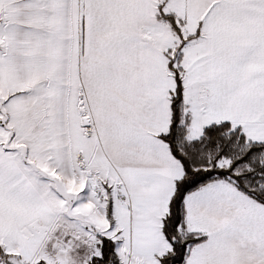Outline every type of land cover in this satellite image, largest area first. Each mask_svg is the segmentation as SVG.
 <instances>
[{
    "label": "snow or ice",
    "instance_id": "6c2138e0",
    "mask_svg": "<svg viewBox=\"0 0 264 264\" xmlns=\"http://www.w3.org/2000/svg\"><path fill=\"white\" fill-rule=\"evenodd\" d=\"M0 264H264V0H0Z\"/></svg>",
    "mask_w": 264,
    "mask_h": 264
}]
</instances>
